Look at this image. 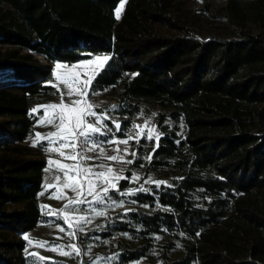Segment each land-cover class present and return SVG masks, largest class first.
Segmentation results:
<instances>
[{
    "label": "trees",
    "instance_id": "1",
    "mask_svg": "<svg viewBox=\"0 0 264 264\" xmlns=\"http://www.w3.org/2000/svg\"><path fill=\"white\" fill-rule=\"evenodd\" d=\"M195 1L0 0V264H34L23 237L49 222L39 204L47 164L22 146L32 105L59 94L54 64L98 55L109 60L91 97L116 91L121 117L140 104L169 111L158 146L135 159L169 178L129 194L133 208L108 221V238L136 244L116 264H264V36L242 30L235 0V34L198 35L187 17ZM255 7L264 23V0Z\"/></svg>",
    "mask_w": 264,
    "mask_h": 264
},
{
    "label": "rangeland",
    "instance_id": "2",
    "mask_svg": "<svg viewBox=\"0 0 264 264\" xmlns=\"http://www.w3.org/2000/svg\"><path fill=\"white\" fill-rule=\"evenodd\" d=\"M229 0H196L188 7V21L200 36L207 37L216 35L219 37H230L235 34L238 29H235L229 21L230 16L227 11V4ZM238 2L244 14V26L242 30L248 31L254 35L261 34L264 36V23L261 21L257 9L255 7V0H235ZM121 5H123L121 7ZM124 8V2L120 4L119 18ZM3 48L2 51H5ZM42 62L45 60L41 56H37ZM106 58V59H105ZM109 57L106 55H98L92 59L84 60L74 64H54V77L51 85L57 87L58 95L39 97L32 105V115L35 117V125L29 139L22 143L27 150L28 158H38L46 162V168L43 175L44 190L39 198L43 214L49 217V222L38 226L32 232L24 235L29 239L26 240L27 248L23 252V256L28 257L34 264H116L119 261L118 252L128 248H134L135 242L130 241L122 235H114L107 237L108 221L117 214L133 207L124 204V200L128 195L145 188L149 184H155L160 180H168V176L146 173L144 168L135 163L136 157L141 152H151V146L156 144L155 136L160 135L157 128V121L159 113H169L159 106H152L147 104L139 105V112L135 116L121 117L114 113L113 106L117 105V100L114 98L116 91H109L95 97L89 95L90 85L98 73L105 67ZM62 65L57 68L56 65ZM78 78L79 81L90 80L88 87L87 101L94 106V111L98 114H106L109 119H105L103 124L107 128H111V132L100 125L102 131L107 132L106 135L95 134L92 138L102 142L100 147L104 150V155H117L114 149L119 146L121 150L127 148V153L121 151L119 155L123 156L124 162H113L100 155L99 149L95 152H85L84 155L92 156V160L73 161L67 160L59 156L58 151L52 149H59L58 144L51 143L47 139V135L51 132L57 131L55 123L56 114L59 110L46 109L44 106L51 104H70L72 100L79 99L77 95L69 96L67 94V85L62 81L72 78ZM79 88V84L74 85ZM63 93V95H61ZM36 109L37 111H33ZM53 119V124L40 123L41 120ZM92 121L93 117H88ZM115 120L120 124V129L117 131L114 124ZM169 123V122H166ZM134 125H147V129L152 130L154 139L149 141L143 136H136ZM36 133H40V137H36ZM133 138L129 139L128 144L107 143L108 140L114 139L116 141L128 139L129 134ZM55 140L56 138H51ZM138 141V142H137ZM35 144V146H33ZM79 150V149H78ZM69 152V149H63ZM135 153V155H132ZM2 154L0 153V158ZM50 161L56 163L50 164ZM126 161H132L127 163ZM79 163L83 168H92L94 171H106V168L98 167L99 165H106L115 170L122 178L115 181L116 188L110 189L107 196L102 192L100 195L104 197L103 202H97L95 195H88L85 191L84 195L77 197L76 192L64 186L65 178L63 172L59 168V164H74ZM60 177L59 180L56 178ZM94 179V178H93ZM125 180L126 184L123 190H119V182ZM74 183V181H69ZM118 189V190H117ZM99 191V189H97ZM113 192L116 195L113 196ZM121 193H126L121 195ZM63 198H53V197ZM118 196V198H117ZM121 198V199H120ZM81 199L84 203L70 204V200ZM48 206V207H45ZM63 228L62 232L60 229ZM75 233V235H71ZM31 241V242H30ZM39 242H43V247ZM70 245H75L79 251H73ZM55 249V250H53ZM62 252L70 253L64 255ZM177 254H171L170 258L174 259ZM160 264L158 259L142 260L131 264Z\"/></svg>",
    "mask_w": 264,
    "mask_h": 264
},
{
    "label": "snow or ice",
    "instance_id": "3",
    "mask_svg": "<svg viewBox=\"0 0 264 264\" xmlns=\"http://www.w3.org/2000/svg\"><path fill=\"white\" fill-rule=\"evenodd\" d=\"M123 5H121L122 7ZM120 9L116 10L117 18H119ZM106 59V58H105ZM57 68L62 67V65H56ZM67 85V94L69 96L77 95L80 98L76 100H72L70 104H51L44 106L46 109H58L59 112L56 114V120L58 123H55L57 131L51 132L47 135V139L51 143L58 144L59 149H52L53 151H58L59 156L63 157L67 160L80 161V160H92L94 157L84 155L85 152H95L99 149L100 155L104 156L105 159L113 161V162H124L123 156L119 155L121 151L127 153V148L121 150L119 146H117L114 151L117 155L106 156L104 155V150L100 147L102 142L93 139L92 137L95 134L106 135L107 132H111V128H107V125L103 124L105 119H109L106 114H98L94 111V106L89 103L86 99L88 95V87L90 84V80L79 81L78 78H72L71 82L69 79H65L62 81ZM79 84V88L74 87V85ZM63 95V93L61 94ZM116 106H113L115 109ZM33 111H37L33 109ZM88 117H93L94 119L90 121ZM40 123L53 124V119L41 120ZM114 124L115 129L119 131L120 124L115 120L111 121ZM100 125H103L107 132L102 131ZM147 125H134V129L136 130V136H143L147 140L151 141L154 139L152 130L146 129ZM36 137H40V133L35 134ZM55 137L53 140L51 138ZM133 136L130 133L128 139L116 141L114 139H110L107 143H115L119 144H128L129 139H132ZM155 140L157 142L156 146H158L159 135L155 136ZM138 142V141H137ZM35 146V144L33 145ZM63 149H69V152L63 151ZM79 149V150H78ZM135 155V153H132ZM150 158V157H149ZM127 163H132V161H126ZM50 164L56 163L54 161H50ZM98 167L106 168V171H94L92 168H83L79 163H74L71 165L68 164H59L60 170L63 172V176L65 178L64 186L70 188L72 191L76 192L77 197L84 195L85 191L88 195H95L97 198V202H103L104 197L100 195V192L107 196V193L110 189L116 188L115 181H118L122 177L115 172V170L111 167H107L106 165H99ZM94 178V179H93ZM57 180L60 177L56 178ZM69 181H74V183H70ZM157 184L162 182L157 181ZM99 189V191H97ZM118 190V189H117ZM141 191L144 189L141 188ZM126 193H121V195H125ZM53 198H63V197H53ZM84 200L76 199L70 200V204L74 203H84ZM48 207V206H45ZM62 232L63 228L60 229ZM71 235H75V233H71ZM26 240L29 238L27 236L24 237ZM31 242V241H30ZM40 246L43 247V242H39ZM73 251L78 252L75 245H70ZM55 250V249H53ZM64 255H70V253L62 252Z\"/></svg>",
    "mask_w": 264,
    "mask_h": 264
}]
</instances>
